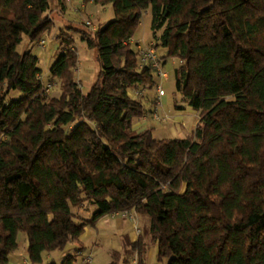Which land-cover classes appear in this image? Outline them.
<instances>
[{
    "label": "trees",
    "instance_id": "obj_1",
    "mask_svg": "<svg viewBox=\"0 0 264 264\" xmlns=\"http://www.w3.org/2000/svg\"><path fill=\"white\" fill-rule=\"evenodd\" d=\"M82 1L114 11L78 30L96 49L97 80L82 90L63 30L49 67L60 91L48 96L39 57L16 50L53 27L48 0H0V264L19 231L40 264L103 216L132 211L149 216L148 241L130 244L136 264L150 244L155 264H264V0ZM147 9L149 43L176 59L175 89L198 115L183 137L133 127L149 109L132 90L157 83L130 42ZM12 89L23 95L8 99ZM86 202L96 206L89 218L72 210H90ZM82 249L45 264H78ZM127 259L113 249L106 264Z\"/></svg>",
    "mask_w": 264,
    "mask_h": 264
},
{
    "label": "rangeland",
    "instance_id": "obj_2",
    "mask_svg": "<svg viewBox=\"0 0 264 264\" xmlns=\"http://www.w3.org/2000/svg\"><path fill=\"white\" fill-rule=\"evenodd\" d=\"M62 1L65 4L64 7L61 5L60 0H48L46 14L53 19L54 24L50 31L43 34V46H39L37 44L38 42L34 43L30 41L27 36H24L22 41L16 46V50L20 53L31 50L39 56L38 65L41 69L40 77L44 85L49 84L47 91L48 96L56 95L60 91V80L58 78H51L49 73V67L55 61L61 49V38L59 37V33L63 30L68 31L74 39V46L78 53L75 77L80 82L82 90L87 92L97 80L100 65L97 59L96 49L88 47L86 43L81 40L78 30L82 29L89 31L98 24L114 17L113 7L110 3L102 5L93 1ZM150 21L151 13L150 10L147 9L143 12L141 20L135 29L133 40L139 41L142 44H147L151 41L153 37ZM160 52L162 54L163 50L160 49ZM166 60H170V72L168 77L166 80H160L156 75V81H161L162 89L160 92L156 91L155 86L148 89V94H146V96L144 95V100L149 110L148 113L136 120L140 121V125L135 129L139 130L151 126L154 128L153 134L156 138L183 137L191 132L190 130L195 126L198 115L187 105L182 94L175 89L172 66L176 62V59L166 56ZM22 95L21 91L12 89L7 97L11 99L21 97ZM161 95L162 97L164 96V103H161ZM154 110H158L160 113H166L168 118L164 121L153 119L151 115ZM86 203L90 207V210H85L84 208L77 210L74 207H72V210L74 212L76 210V212H80L83 217L89 218L96 206L88 202ZM118 215L119 214H113L115 217ZM140 215L141 219L146 220V229L148 230L149 216ZM115 217L105 215L97 221L95 227L88 226L92 235L84 242V246L88 249L87 252L91 254L93 259L92 262H88L89 264H106L109 261V246H111L113 238L122 245H126L129 242L128 233H123L122 231L124 225L134 221L139 224L137 225V231H140L142 222L140 219L138 221L135 215L133 216L134 218L129 217V215L126 217L120 216V219L123 220L120 225H117V218ZM95 240L100 243L97 244ZM17 241L18 249L25 251L26 236L24 232H18ZM78 245L76 241H70L64 250L55 249L49 252H43V261L40 264H45L49 257H53L60 262L69 249H75ZM48 254L50 255L49 257ZM82 255L78 253V261L81 260ZM151 262L153 264L157 262L156 246ZM27 264H30V262L28 261Z\"/></svg>",
    "mask_w": 264,
    "mask_h": 264
},
{
    "label": "crops",
    "instance_id": "obj_3",
    "mask_svg": "<svg viewBox=\"0 0 264 264\" xmlns=\"http://www.w3.org/2000/svg\"><path fill=\"white\" fill-rule=\"evenodd\" d=\"M160 100H161V103H164V101H165L164 100V96L162 97V95H161ZM195 113H197V112L195 111ZM139 125H140V121H135L133 123V127L134 128H136ZM194 127L195 126H193L190 131H192L194 129ZM128 215H129V217H132V218H134L133 216L135 215V217L137 218L138 221H139V219L141 220L142 224L140 225L141 226L140 227V231H137V225H139L138 223H136L134 221L133 222H129L128 224H126V225H124L122 227L123 233H128L129 242L126 245H124V244L122 245V244L118 243V241H116V239L113 238L111 246H109V249L110 250L114 249V250H118V251H122V252L125 251V253L128 256V259H127L126 262H124L122 264H136L137 263V256H136L135 253H131L130 244L132 242L136 241L138 238H141V239H143L145 241H148L149 234H148V230L146 229V223H145L146 220L145 219H141L140 218V216H141L140 214L132 211V212H129ZM111 216L115 217V216H113V214H111ZM120 216H122V215H118V216L115 217V218H117V225H120L123 222V220L120 219ZM123 217H126V216H123ZM91 233L92 232L89 230V227H86L84 232L79 236L78 240L76 241L79 244L78 246H83V249L81 251H79V253L81 255L82 254L84 255V256L82 255V258H81L80 261H78V264H89L88 262H84V260H83L84 257H85V253H88L87 252L88 249L84 246V242L87 240V238L89 236L92 235ZM95 242L97 244L100 243L99 241L97 242V240H95ZM26 245H27V240H26ZM76 248H78V247H75V249H70L69 252L75 251ZM154 250H155V244H150L149 247H148V251L146 253V264H153L151 261L153 260ZM49 256L50 255L48 254V257ZM92 260L93 259H91V262H92ZM164 262H166V260ZM27 263H28V255H27L26 249H25V251H21L17 247L13 252L10 253L9 261H8L7 264H27Z\"/></svg>",
    "mask_w": 264,
    "mask_h": 264
},
{
    "label": "built area",
    "instance_id": "obj_4",
    "mask_svg": "<svg viewBox=\"0 0 264 264\" xmlns=\"http://www.w3.org/2000/svg\"><path fill=\"white\" fill-rule=\"evenodd\" d=\"M44 39L41 38L38 41L39 46H43ZM131 43L135 46V48L139 52L140 56V63H149L155 70L156 75L160 80H166L168 77V74L170 72V60H166V58L163 57L160 50L157 49L152 45V43L142 44L139 41H134L133 39L130 40ZM49 84L46 85V92L48 91ZM155 88L157 92H160L162 89L161 81L157 82L155 84ZM133 95L137 96H146L148 94V88L144 86H139L138 88H135L131 92ZM155 97V96H154ZM152 118L158 121H164L168 118V115L166 113H160L158 110H154L152 112ZM113 214H119V213H113ZM122 216H127L128 212H122L120 213ZM92 259L91 255L89 253H85L84 262H90Z\"/></svg>",
    "mask_w": 264,
    "mask_h": 264
}]
</instances>
